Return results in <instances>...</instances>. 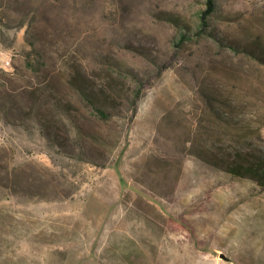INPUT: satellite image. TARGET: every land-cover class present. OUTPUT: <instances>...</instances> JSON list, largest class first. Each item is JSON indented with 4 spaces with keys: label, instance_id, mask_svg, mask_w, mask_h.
Instances as JSON below:
<instances>
[{
    "label": "rangeland",
    "instance_id": "374dc122",
    "mask_svg": "<svg viewBox=\"0 0 264 264\" xmlns=\"http://www.w3.org/2000/svg\"><path fill=\"white\" fill-rule=\"evenodd\" d=\"M206 2L0 0V264H264V186L217 165L264 149V0Z\"/></svg>",
    "mask_w": 264,
    "mask_h": 264
},
{
    "label": "trees",
    "instance_id": "16d2710c",
    "mask_svg": "<svg viewBox=\"0 0 264 264\" xmlns=\"http://www.w3.org/2000/svg\"><path fill=\"white\" fill-rule=\"evenodd\" d=\"M206 3L207 7L201 15L203 21H206L208 15L216 7V0H207ZM255 54H257L256 56L260 60L264 61V50L258 51ZM72 68L68 78H66L67 83L70 87L83 94L93 108L98 111L101 118L109 120L114 116H119L126 107L127 109L131 107L133 110L137 107V101L143 91L144 85L140 84L132 90L128 88L126 83L120 81L115 72H110L108 69L95 71L92 75H88L83 71L81 66H73ZM57 87L59 91L51 87L47 92L50 94V101L55 106L68 110L72 104V100L67 98L66 92L61 89L59 83H57ZM130 92L131 95H129ZM58 125V123L54 124L56 132ZM46 128L48 130L52 129L49 125H46ZM217 162L218 166L232 175L253 178L260 185L264 186V149L237 148L233 152H230L229 158Z\"/></svg>",
    "mask_w": 264,
    "mask_h": 264
}]
</instances>
